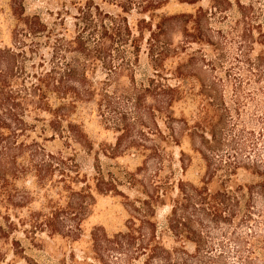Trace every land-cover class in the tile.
Here are the masks:
<instances>
[{
    "label": "trees",
    "instance_id": "1",
    "mask_svg": "<svg viewBox=\"0 0 264 264\" xmlns=\"http://www.w3.org/2000/svg\"><path fill=\"white\" fill-rule=\"evenodd\" d=\"M2 1L13 22L10 43L0 42V264L18 226L52 238L72 220L65 235L80 233L91 191L119 195L128 214L122 230L89 231L82 251L97 264H264V0H210L174 14L157 11L169 0H112L114 12L88 1L72 29L26 14L23 0ZM132 9L141 15L134 25ZM143 42L150 69L137 77ZM86 106L114 135L105 155L156 160L143 197L118 189L123 177L135 182L129 171L89 177L73 157L46 149L56 138L91 146L79 114ZM167 144L179 148L182 174L195 159L203 168L196 182L179 178L174 193L159 176ZM239 171L252 179L237 181ZM41 190L45 204L33 210ZM159 205L169 207L161 228Z\"/></svg>",
    "mask_w": 264,
    "mask_h": 264
},
{
    "label": "rangeland",
    "instance_id": "2",
    "mask_svg": "<svg viewBox=\"0 0 264 264\" xmlns=\"http://www.w3.org/2000/svg\"><path fill=\"white\" fill-rule=\"evenodd\" d=\"M93 1L103 11L114 12L117 8L112 5V0H23L24 11L26 14H37L45 23L51 25L52 23L63 24L69 29L73 28V15L77 13L79 5ZM234 1V0H232ZM247 1V0H241ZM197 6L203 8L210 7V0H199L195 4L179 3L176 0H169L163 7L158 9L159 13L174 14L180 12H192ZM227 13L233 17H237L235 10L231 9ZM128 21L134 25L136 20L141 17L135 9L127 13ZM13 22L9 9L5 1L0 2V42L1 44H9V30ZM134 30V28H133ZM143 36L147 37V32H143ZM168 37L171 42L177 44L181 41L182 36L179 32L178 26L172 24L169 28ZM193 49L198 45L191 44ZM149 57L146 53L144 42L141 45L138 65L136 67V76L140 77L141 73L149 72L148 65ZM97 77L103 74L101 71L97 72ZM80 121L84 132L86 133L90 142L89 148H84L78 144H66L63 140L56 138L53 141L46 143V149L53 153L62 152L65 156H70L75 159L77 167L75 169L87 174L91 177L97 169H100L104 177L120 176L123 177L125 171H129L135 182L128 183L127 179L123 177L120 179L118 189L130 197H143L142 193L144 184L150 183L155 174L156 160L148 161L147 166H144L142 158L135 155H119L117 157H109L101 150L103 143L114 141V135L111 131L105 129L94 111L90 107H83L79 111ZM179 148L172 144L165 145L164 169L159 173L162 180H166L171 185V192L174 193L176 182L179 178L188 179L196 182L203 172V168L199 166L200 162L194 160L192 166L182 174L178 162ZM167 155V156H166ZM119 177V178H120ZM235 179L241 183L251 180V176L243 171H239L235 175ZM215 183L210 185L215 187ZM43 191L32 202L33 210L45 204ZM55 194L52 195V197ZM58 195H55L54 199ZM62 197L59 201L63 202ZM86 207L84 213L81 215V231L72 237L66 236V226L74 225L75 221L65 220L62 223L61 231L53 235L52 238L47 236V230H31L29 225L18 226L16 229L10 231L8 243L4 245L7 250V255L1 264H78L72 259L73 256L78 258H85L86 262L83 264H97L91 258L86 257L87 253L82 249L88 246V233L93 227H101L106 233L110 234L118 230L124 229V224L127 218V212L124 205L121 203L119 195L112 193H97L91 191V197L85 199ZM47 209V208H44ZM168 205H159L156 207L155 219L158 227L164 226L165 218L168 213ZM30 210L23 209L22 215L29 214ZM62 220V219H60ZM59 220V221H60ZM0 225H5V222L0 218ZM26 231L28 234H26ZM33 236L38 237L39 240L34 239ZM18 241L20 246L18 255H13L14 246L11 242Z\"/></svg>",
    "mask_w": 264,
    "mask_h": 264
}]
</instances>
